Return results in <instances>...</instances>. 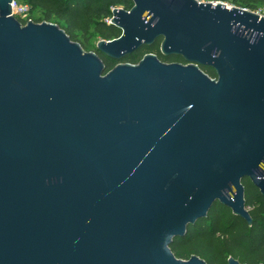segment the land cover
Here are the masks:
<instances>
[{
  "label": "water",
  "instance_id": "1",
  "mask_svg": "<svg viewBox=\"0 0 264 264\" xmlns=\"http://www.w3.org/2000/svg\"><path fill=\"white\" fill-rule=\"evenodd\" d=\"M12 1L0 0V264H208L170 245L217 203L253 223L243 179L264 196V16L132 0L98 51L122 60L161 39L186 63L146 53L106 71Z\"/></svg>",
  "mask_w": 264,
  "mask_h": 264
},
{
  "label": "trees",
  "instance_id": "2",
  "mask_svg": "<svg viewBox=\"0 0 264 264\" xmlns=\"http://www.w3.org/2000/svg\"><path fill=\"white\" fill-rule=\"evenodd\" d=\"M33 9L39 8L43 14L35 17L37 21L54 19L66 33L76 41V32L82 34L92 31L102 39L111 40L121 35V29L109 22L112 10L120 5L131 9L132 0H18ZM252 11L264 0H221ZM18 19L25 23L24 20ZM161 39L151 46L127 55L122 60H115L101 55L107 67L119 62L137 63L147 52L157 54L165 62H182L180 55L166 56L160 50ZM98 53V49L96 51ZM115 62L112 64V62ZM211 77H217L214 68L201 66ZM246 207L253 218L248 223L242 217L221 203L214 205L208 215L190 225L187 233L174 239L170 245L177 257L189 259L194 254L204 258L208 264H228V257L233 256L243 264H264V196L249 178H244Z\"/></svg>",
  "mask_w": 264,
  "mask_h": 264
},
{
  "label": "rangeland",
  "instance_id": "3",
  "mask_svg": "<svg viewBox=\"0 0 264 264\" xmlns=\"http://www.w3.org/2000/svg\"><path fill=\"white\" fill-rule=\"evenodd\" d=\"M200 1L214 2V3L223 2L221 0H200ZM225 4H227V6H230V7L235 6L230 2H228V3L225 2ZM118 7H122V8L127 9L126 7H124L122 5H120ZM256 10H259L261 13H264V3L259 4ZM42 14H43L42 10H40L39 8H36V7L33 9V11H31V15H33L34 17H38ZM54 21L55 20L52 19V21H49V22L55 23ZM74 38H76V41H78L81 44V46L84 48L85 51H96L97 46H98V42L102 39L101 36L95 34L93 31L91 33H85V34H82L81 32H76V34L74 35ZM147 53H152V52H147ZM115 62H117V60H115ZM115 62L113 61L112 64H114ZM114 66L107 67L106 71L110 70Z\"/></svg>",
  "mask_w": 264,
  "mask_h": 264
},
{
  "label": "built area",
  "instance_id": "4",
  "mask_svg": "<svg viewBox=\"0 0 264 264\" xmlns=\"http://www.w3.org/2000/svg\"><path fill=\"white\" fill-rule=\"evenodd\" d=\"M11 5H12L13 14L17 18L20 17V19L25 21V23L30 21V20L31 21H36V22H41V21H37L35 19V17L33 15H31L30 7L27 4L22 3V2H20L18 0H13L11 2ZM254 11L259 13L260 15L264 16V13H261L259 10H254ZM43 21H46V20H43Z\"/></svg>",
  "mask_w": 264,
  "mask_h": 264
},
{
  "label": "flooded vegetation",
  "instance_id": "5",
  "mask_svg": "<svg viewBox=\"0 0 264 264\" xmlns=\"http://www.w3.org/2000/svg\"><path fill=\"white\" fill-rule=\"evenodd\" d=\"M98 53L100 54V55H103V54H101L99 51H98ZM105 56V55H104ZM106 57H108V56H106Z\"/></svg>",
  "mask_w": 264,
  "mask_h": 264
}]
</instances>
